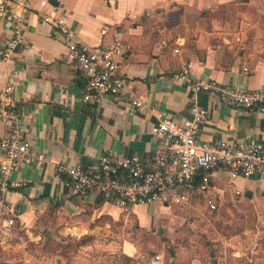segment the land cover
<instances>
[{
	"label": "crops",
	"instance_id": "crops-1",
	"mask_svg": "<svg viewBox=\"0 0 264 264\" xmlns=\"http://www.w3.org/2000/svg\"><path fill=\"white\" fill-rule=\"evenodd\" d=\"M28 1L31 8L26 14L24 44L9 59L0 54V89L14 85L19 124L32 142L14 175L23 185L3 194L9 212L0 216V264H6L15 251H25L24 238L17 229L30 232L37 214L54 204L64 214L88 211L94 219L121 214L97 191L73 194L56 167L79 163L90 169L107 153L117 157L138 153L150 158L160 143L152 133L158 121L150 111L152 106L181 121L189 117V106L196 102L209 111L200 129L202 139L264 141V109L230 108L217 96L195 92L189 81L174 78L186 65L193 78L215 79L246 89L264 85V0H244L247 11L238 14L233 5L239 0ZM49 15L65 17L90 45L108 46L116 30L124 31L132 44L131 51L120 59L126 80L124 93L101 103L84 102L86 78L67 62L65 41L57 27L45 20ZM11 31L8 21H0V51ZM133 99L145 104L135 106ZM10 131L11 126L0 120V140ZM213 176L210 192L218 208L221 204L253 206L264 216V201L259 199H264V175L239 177L231 187L227 172L215 171ZM205 195L194 192L190 206L200 208L197 204L203 203L205 208ZM194 197L197 203L192 202ZM172 206H152L156 208L149 211L152 216L147 213L140 219L135 210L129 217L122 215L152 226L162 221L164 214L159 209ZM8 218L14 225L6 233L3 227ZM214 243L212 251L217 256L212 261L224 258L228 264H264V236H236ZM112 248L105 254L109 264L205 263L197 252L179 254L173 249L167 261L164 253H142L133 242H125L122 250ZM157 254L162 257L159 261L154 258Z\"/></svg>",
	"mask_w": 264,
	"mask_h": 264
},
{
	"label": "built area",
	"instance_id": "built-area-1",
	"mask_svg": "<svg viewBox=\"0 0 264 264\" xmlns=\"http://www.w3.org/2000/svg\"><path fill=\"white\" fill-rule=\"evenodd\" d=\"M31 8L28 0H0V21H8L11 34L0 51L9 59L24 44L26 14ZM45 20L57 27L66 44V60L74 70L86 78L84 102L101 103L107 97L126 91V80L121 74L120 59L132 49L123 30L118 29L110 45H90L68 24L65 17L46 16ZM247 70V69H246ZM178 80L189 81L195 92L217 96L219 102L233 109H264V85L246 89L220 83L215 79L193 78L186 65L174 74ZM133 105L143 106L142 99H133ZM158 121L152 133L160 143L150 158L135 153L117 157L112 153L101 155L93 168L81 164H58V176L65 177L66 184L75 195L97 191L103 199L129 217L137 206H190L194 192L204 193L205 209L216 211L218 202L210 192L215 171L227 172L229 186L239 177L264 175V141H229L225 138L202 139L200 129L208 120L207 108L193 102L189 117L178 120L156 107H150ZM19 109L12 83L0 89V120L11 126V131L0 140V216L9 212V204L3 194L11 187L23 183L14 178L23 156L31 150L32 142L19 124ZM43 161V156H38ZM239 194V191H236ZM14 225L12 218L3 227L6 233ZM161 260V255H155ZM207 264H228L226 259Z\"/></svg>",
	"mask_w": 264,
	"mask_h": 264
},
{
	"label": "rangeland",
	"instance_id": "rangeland-1",
	"mask_svg": "<svg viewBox=\"0 0 264 264\" xmlns=\"http://www.w3.org/2000/svg\"><path fill=\"white\" fill-rule=\"evenodd\" d=\"M242 2L232 4L236 14L247 11V4ZM259 199L264 201L262 196ZM192 202L197 203V197ZM197 205L200 208L186 206L185 210L176 205L168 210L163 207L159 210L165 217L161 216L162 221L152 226L141 225L134 216L126 218L119 214L117 218L94 219L88 211L75 215L62 213L60 206L50 208L37 214L30 232L17 229L24 238L25 251H15L6 264H109L105 254L125 242H133L145 254L164 253L167 261L173 249L179 254L197 252L205 259L217 256L212 251L217 244L214 241L264 236V216L253 206L232 208L221 204L211 212L203 203ZM153 209L156 208L137 206L134 210L140 219L147 213L152 216L149 211ZM82 224H87L88 229L79 228ZM44 256V260H36ZM54 259L61 262L55 263Z\"/></svg>",
	"mask_w": 264,
	"mask_h": 264
},
{
	"label": "trees",
	"instance_id": "trees-1",
	"mask_svg": "<svg viewBox=\"0 0 264 264\" xmlns=\"http://www.w3.org/2000/svg\"><path fill=\"white\" fill-rule=\"evenodd\" d=\"M57 207H59V205H56V204H54V205H52L50 208H57ZM172 255V254H171ZM205 257V256H204ZM206 260H208L207 262H206V264L207 263H210V262H212V257L209 255V256H207V257H205V259L203 260L204 262L206 261Z\"/></svg>",
	"mask_w": 264,
	"mask_h": 264
}]
</instances>
